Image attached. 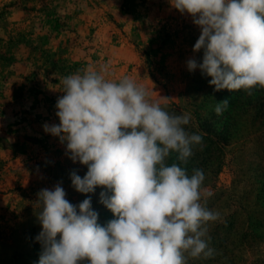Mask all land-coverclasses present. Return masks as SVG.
I'll use <instances>...</instances> for the list:
<instances>
[{
    "label": "rangeland",
    "instance_id": "1",
    "mask_svg": "<svg viewBox=\"0 0 264 264\" xmlns=\"http://www.w3.org/2000/svg\"><path fill=\"white\" fill-rule=\"evenodd\" d=\"M200 32L170 0H0V264H38L37 194L57 183L74 205L90 195L102 226L114 219L99 202L104 189L72 187L71 172L83 177L87 167L43 127L59 123L63 78L88 65H107L109 79L128 76L169 112L189 113L187 130L202 136L186 168L203 170L214 193L207 207L220 219L209 225L214 256L189 264H264V89L215 91L211 77L190 72L189 59L203 60V49L193 51Z\"/></svg>",
    "mask_w": 264,
    "mask_h": 264
},
{
    "label": "clouds",
    "instance_id": "2",
    "mask_svg": "<svg viewBox=\"0 0 264 264\" xmlns=\"http://www.w3.org/2000/svg\"><path fill=\"white\" fill-rule=\"evenodd\" d=\"M170 5L201 30L193 51L203 49V60L189 59L190 72L199 68L211 77L215 91L264 89V0ZM61 83L59 123L44 131L66 144L73 163L87 167L83 177L71 172L72 187L85 195L104 189L99 202L114 219L98 223L90 195L74 205L60 183L42 189L38 264H189L213 257L209 225L220 214L207 207L214 193L204 186L203 170L189 175L186 168L203 143L186 128L191 115L169 112L128 76L109 79L107 65H88ZM227 107V99L217 103L216 114ZM173 153L176 162L169 164Z\"/></svg>",
    "mask_w": 264,
    "mask_h": 264
}]
</instances>
